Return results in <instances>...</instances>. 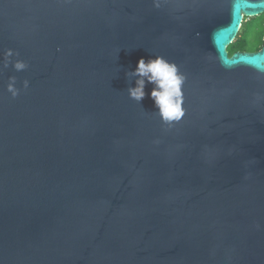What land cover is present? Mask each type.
Returning <instances> with one entry per match:
<instances>
[{
  "label": "water",
  "instance_id": "water-1",
  "mask_svg": "<svg viewBox=\"0 0 264 264\" xmlns=\"http://www.w3.org/2000/svg\"><path fill=\"white\" fill-rule=\"evenodd\" d=\"M231 4L0 0V264H264V49L229 56ZM153 54L171 127L126 92Z\"/></svg>",
  "mask_w": 264,
  "mask_h": 264
},
{
  "label": "clouds",
  "instance_id": "clouds-1",
  "mask_svg": "<svg viewBox=\"0 0 264 264\" xmlns=\"http://www.w3.org/2000/svg\"><path fill=\"white\" fill-rule=\"evenodd\" d=\"M240 3L241 9L244 10L245 4L255 5L256 8H264V0H257L256 3H250L248 0H232L231 11L235 13L236 4ZM240 11L241 21L236 38L232 41L235 45L236 41L244 38L247 34L248 43L243 48L248 52H259L264 49V11L248 14L245 11ZM235 48L229 50V56ZM13 55L11 50L5 54V67L9 63L16 71L24 70L27 65L23 61H10ZM225 66L231 67V65ZM260 69L258 65H253ZM129 86L127 87V94L130 99L141 103L143 99L148 96L153 101L154 113L159 116L163 124L171 127L174 123L179 122L185 116V109L183 107L184 95L183 85L186 81V76L180 72L176 63L169 61L161 55H152L147 60L141 57L134 70L125 73ZM135 78V79H133ZM134 82V86H133ZM152 85L150 92H146L147 85ZM28 88V81L23 82V89ZM7 91L15 98L19 95L21 89L16 87L15 77L9 78Z\"/></svg>",
  "mask_w": 264,
  "mask_h": 264
},
{
  "label": "trees",
  "instance_id": "trees-1",
  "mask_svg": "<svg viewBox=\"0 0 264 264\" xmlns=\"http://www.w3.org/2000/svg\"><path fill=\"white\" fill-rule=\"evenodd\" d=\"M248 43V39H247V34H245L244 38H241L239 40L236 41V44L233 45L232 43L229 45L228 50H230L231 48H235L234 51H232V53L238 51V50H243V48L247 45ZM231 53V54H232Z\"/></svg>",
  "mask_w": 264,
  "mask_h": 264
},
{
  "label": "snow or ice",
  "instance_id": "snow-or-ice-1",
  "mask_svg": "<svg viewBox=\"0 0 264 264\" xmlns=\"http://www.w3.org/2000/svg\"><path fill=\"white\" fill-rule=\"evenodd\" d=\"M255 8H256V6H255V5H252V4H245V5H244V9H255ZM241 10H242V9H241V5H240V3L238 2V3L236 4L235 14H239ZM222 38H223V39H227L228 37H227V35H224Z\"/></svg>",
  "mask_w": 264,
  "mask_h": 264
}]
</instances>
